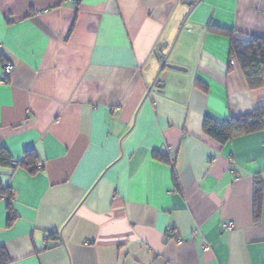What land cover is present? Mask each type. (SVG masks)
<instances>
[{
    "label": "crops",
    "instance_id": "1",
    "mask_svg": "<svg viewBox=\"0 0 264 264\" xmlns=\"http://www.w3.org/2000/svg\"><path fill=\"white\" fill-rule=\"evenodd\" d=\"M217 28L264 38V0H0V144L37 160L0 167L6 264H264V129L204 131L264 86Z\"/></svg>",
    "mask_w": 264,
    "mask_h": 264
},
{
    "label": "trees",
    "instance_id": "2",
    "mask_svg": "<svg viewBox=\"0 0 264 264\" xmlns=\"http://www.w3.org/2000/svg\"><path fill=\"white\" fill-rule=\"evenodd\" d=\"M224 34L231 37L230 55L239 61L245 73L248 86L251 89H258L264 86V38L256 36H238L233 30L217 28ZM197 86H204L201 82H196ZM264 129V105L256 108L252 112L230 118L222 123H217L211 118H206L204 122L205 133L224 145L235 135L251 133ZM163 159L160 154L155 155ZM37 163L36 154L33 149L26 151L25 158L15 162L7 148L0 144V167H17L27 165L29 169H34ZM257 183V187H259ZM2 187L0 179V191H8ZM1 264L9 262L8 253L0 250Z\"/></svg>",
    "mask_w": 264,
    "mask_h": 264
},
{
    "label": "water",
    "instance_id": "3",
    "mask_svg": "<svg viewBox=\"0 0 264 264\" xmlns=\"http://www.w3.org/2000/svg\"><path fill=\"white\" fill-rule=\"evenodd\" d=\"M190 4H193V1L189 2ZM165 67L167 68H171V69H176V70H183L186 71V68L182 67V66H178L176 64H172L168 62V55L163 57V63L161 66V70H163ZM156 82V79L154 80L153 84ZM160 86H163V84H161Z\"/></svg>",
    "mask_w": 264,
    "mask_h": 264
},
{
    "label": "built area",
    "instance_id": "4",
    "mask_svg": "<svg viewBox=\"0 0 264 264\" xmlns=\"http://www.w3.org/2000/svg\"><path fill=\"white\" fill-rule=\"evenodd\" d=\"M12 68H13V65H12L11 62L6 63L5 66H4L3 75L4 76H8L11 73ZM149 93H150V91H149ZM171 161H172V163H175V159L173 157L171 158ZM40 167L41 166L39 165V168ZM228 227L231 229L233 227V225L229 224ZM206 249H209V246H206Z\"/></svg>",
    "mask_w": 264,
    "mask_h": 264
},
{
    "label": "rangeland",
    "instance_id": "5",
    "mask_svg": "<svg viewBox=\"0 0 264 264\" xmlns=\"http://www.w3.org/2000/svg\"><path fill=\"white\" fill-rule=\"evenodd\" d=\"M178 33H179V30H178V32H177V34H176V37H177V35H178ZM170 56V53H169V55H168V57ZM169 63H171L170 61H168ZM164 76V74L162 75V77ZM159 84H164V82H160Z\"/></svg>",
    "mask_w": 264,
    "mask_h": 264
}]
</instances>
